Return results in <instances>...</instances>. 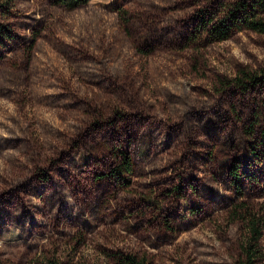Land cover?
<instances>
[{
	"label": "rangeland",
	"instance_id": "rangeland-1",
	"mask_svg": "<svg viewBox=\"0 0 264 264\" xmlns=\"http://www.w3.org/2000/svg\"><path fill=\"white\" fill-rule=\"evenodd\" d=\"M228 1L0 0L2 264L242 262L231 214L241 200L264 214V85L224 81L264 70V34L187 40L195 14ZM118 148L127 185L107 175ZM259 245L254 264L264 228Z\"/></svg>",
	"mask_w": 264,
	"mask_h": 264
},
{
	"label": "trees",
	"instance_id": "trees-1",
	"mask_svg": "<svg viewBox=\"0 0 264 264\" xmlns=\"http://www.w3.org/2000/svg\"><path fill=\"white\" fill-rule=\"evenodd\" d=\"M87 0H55V3L65 7L74 8L83 5ZM248 29L264 34V0H231L219 3L217 7L211 9L204 8L195 14V24L187 38L189 42L203 41L210 43L228 38L234 32ZM0 37L3 39H11V31L0 23ZM35 39L32 40V45ZM31 45V46H32ZM138 51L143 54L148 53L141 48ZM261 73V78L257 75ZM264 70L249 71L241 68L237 74L224 81L226 85H232L240 90H247L254 85H264ZM257 116L247 125L246 133L251 135L254 132V126L258 125ZM263 138L262 146H264V128L261 133ZM115 158V164L109 169L107 175L119 181L121 184L127 185L128 176L133 172L132 160L130 154L124 149L112 150ZM255 154L254 151H252ZM229 177L232 182L234 192L241 196V169L239 160H234L228 168ZM127 176V177H126ZM231 218L240 220L243 223V233L239 241L240 252L243 257L240 264H254L256 259L261 257L259 240L264 228V214L249 206L245 201L241 200L233 207ZM112 264H150L144 256H139L132 252L117 251L112 255ZM0 264L1 261H0ZM45 264H61L54 258H47Z\"/></svg>",
	"mask_w": 264,
	"mask_h": 264
}]
</instances>
